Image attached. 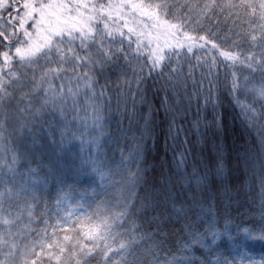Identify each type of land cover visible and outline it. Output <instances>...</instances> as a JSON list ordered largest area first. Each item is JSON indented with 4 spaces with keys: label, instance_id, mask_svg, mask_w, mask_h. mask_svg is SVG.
I'll return each instance as SVG.
<instances>
[{
    "label": "snow or ice",
    "instance_id": "6c2138e0",
    "mask_svg": "<svg viewBox=\"0 0 264 264\" xmlns=\"http://www.w3.org/2000/svg\"><path fill=\"white\" fill-rule=\"evenodd\" d=\"M161 79L189 105L202 101L212 115L207 126L217 133L225 128L226 98L240 107L245 131L260 129L259 154L237 151L236 161H258L264 220V0H0V264H235L213 255L221 237L235 243L231 198L218 215L211 197L178 199L167 188L180 183L203 191L219 182L227 190L231 169L223 144L202 170L194 164L162 189L143 166V133L128 156L119 148L129 96L143 98L148 81ZM241 94L251 103L241 102ZM113 122L116 132L107 130ZM109 141L118 161L105 152ZM37 146L51 150L49 174L87 168L99 177L86 210L77 203L62 211L63 188L54 208L43 199L36 169L20 168ZM194 209L203 214L204 231H191L178 249L192 254L169 255L167 226L175 217L192 229L187 214ZM236 231L264 241V227L258 237L240 225ZM197 244L204 255H195Z\"/></svg>",
    "mask_w": 264,
    "mask_h": 264
},
{
    "label": "trees",
    "instance_id": "16d2710c",
    "mask_svg": "<svg viewBox=\"0 0 264 264\" xmlns=\"http://www.w3.org/2000/svg\"><path fill=\"white\" fill-rule=\"evenodd\" d=\"M193 71L196 78H199L200 69L194 67ZM185 72H187V67H185ZM191 84L192 81L189 79L190 91ZM133 92H135V88H133ZM242 96V94L239 95L240 101ZM235 104L234 99H225V106L220 109L224 116L225 128L223 132L217 133L214 127L207 126L212 120V115L210 112H205L202 101L198 106L193 98L189 105L183 93L176 95L172 89L166 87L162 79L156 82L149 80L143 98L137 94L135 101H133L129 96L128 116L120 117L122 121L120 127L124 131L118 134L120 138L119 148L124 149V155L128 156L129 150L137 141L141 140L143 133L144 151L142 157L146 159V164L143 166L147 167L148 179L150 183H154L157 189H162L166 181L175 182L181 172L191 173L194 164L202 170L204 165L208 164L214 157L217 151L216 145L222 143L221 151L225 153L228 166L231 169L227 190L219 182L215 188L203 191H199L195 187L189 189L186 184L182 188L180 183L174 186L172 183H168L167 188L174 187L173 195L177 196L178 199H183L184 193H195L201 201L211 197V200L217 205L213 211H216L218 215L223 212V205L229 203L226 197H230V211L233 219L230 230L233 235L248 202L244 186L250 178L248 173L250 165L246 166L243 160L237 164L236 152L248 150L251 155H257L255 151L258 147V137L254 128L251 132L245 131V125L240 116V107L234 106ZM107 130L116 132L115 122L110 124ZM245 139L249 142L247 149L239 148L238 145ZM19 150L24 151L22 145L19 146ZM50 151L47 147L37 146L34 155L31 157V163L26 164L22 161L20 168L22 170L28 167L36 169L33 175L36 179L37 191L53 208L58 198V192L63 188V192L67 193V199L61 204L62 211L64 209L72 210L77 203H85V209L82 211L86 210L87 203L94 199L92 188L99 184V177L91 174L87 168L82 169L80 173H77L75 169L71 171L67 168L63 170L53 169V174H49V169L52 167L49 164ZM105 152L110 159L114 155L115 159L119 160L120 152L111 141L105 145ZM73 154H76L78 167L80 161L78 142L73 147ZM181 154H183V163H181ZM82 155L87 159L88 149L86 146ZM133 167H135V162H133ZM26 179L32 183L30 177L26 176ZM97 191H99L98 187ZM204 207L207 210V203L204 204ZM187 217L188 223L193 225L192 229H189L183 220L177 221L175 217H173L172 223L167 226L169 233L167 247L171 249L169 255L172 253L178 257L191 255L190 252L178 251V249H182L183 245L192 239L189 234L191 231L195 230L201 233L204 231L205 226L199 223L200 219L204 218L203 214L194 209L193 212L187 214ZM208 219L212 218L208 217ZM33 227L38 226L33 225ZM218 227L223 228V219H219ZM231 244L232 242L228 241L227 237H221L218 242L219 246L213 255L219 259L224 257L229 259ZM194 251L196 256L204 255V250L199 244L194 245ZM205 259L210 260L211 257L205 256Z\"/></svg>",
    "mask_w": 264,
    "mask_h": 264
},
{
    "label": "rangeland",
    "instance_id": "374dc122",
    "mask_svg": "<svg viewBox=\"0 0 264 264\" xmlns=\"http://www.w3.org/2000/svg\"><path fill=\"white\" fill-rule=\"evenodd\" d=\"M241 102L251 103V99L243 95ZM261 122H264V120ZM253 128L257 136L260 129ZM257 146L255 152L258 155L260 152L259 139ZM248 173L250 178L244 186L248 202L237 225H240L241 228L247 227L254 236L258 237L261 227H264V220L261 216V186L258 161L250 165ZM233 236L235 237V243L232 242L229 248V260H234L235 264H241V261H243V264H250L251 261H256L258 264L259 261L264 260V241L259 238L246 239L244 233L242 231L237 233L236 229Z\"/></svg>",
    "mask_w": 264,
    "mask_h": 264
}]
</instances>
